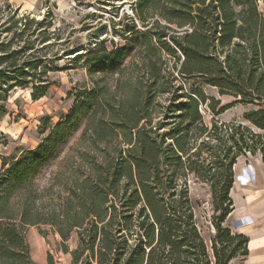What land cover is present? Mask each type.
Wrapping results in <instances>:
<instances>
[{
	"label": "trees",
	"instance_id": "obj_1",
	"mask_svg": "<svg viewBox=\"0 0 264 264\" xmlns=\"http://www.w3.org/2000/svg\"><path fill=\"white\" fill-rule=\"evenodd\" d=\"M132 9L114 24L121 42L88 45L50 11L0 16V121L19 88L38 100L58 85L56 72L123 74L129 58L140 60L114 88L100 80L76 88L73 108L46 124L36 147L0 154V264H37L31 226L60 236L68 264H240L249 255V236L225 222L237 159L261 153L264 162V14L257 0H133ZM236 105L249 107L245 123L216 119ZM81 128L59 169L35 184ZM198 184L211 193L208 237ZM47 264H58L51 252Z\"/></svg>",
	"mask_w": 264,
	"mask_h": 264
},
{
	"label": "rangeland",
	"instance_id": "obj_2",
	"mask_svg": "<svg viewBox=\"0 0 264 264\" xmlns=\"http://www.w3.org/2000/svg\"><path fill=\"white\" fill-rule=\"evenodd\" d=\"M257 2L264 14V0H257ZM132 3L133 0H0V16L11 9L18 10L20 13H31L38 18L50 11L55 14L57 24L63 33L71 32L74 40L80 44L88 45L89 42L95 44L99 39L106 37L121 42L122 39L114 33L118 28L114 24L120 17L122 19L127 16L134 17ZM95 32H97V38L94 36ZM136 62H140L137 54L127 60L125 65L128 71L123 74L104 75L97 72L89 75L85 68L56 72L53 76L58 85L52 87L49 95L38 100L32 99L29 89L19 88L13 91L9 99L12 114L0 121V154L11 156L18 153L21 148L36 147L47 135L48 131H42L46 124L48 126L58 124L62 117L73 108L76 88L90 87L96 80L114 88L118 80L122 82L121 80L130 72L132 76L137 74L138 67L134 65V63L137 64ZM176 84L184 86V81L178 79ZM207 91L221 98L224 104L233 100L228 96L220 97L213 88H207ZM160 101L165 103L166 95L162 96ZM248 109V106L236 105L215 117L223 122L237 119L245 123L242 113ZM213 117L212 113H205L208 124H211ZM82 130L83 128L60 147L58 156L34 177L35 184H45L52 173L59 169L71 147L80 138ZM234 174L231 190L234 210L228 216L225 225L235 232L245 233L253 242L249 255L240 264H264V238L261 240V235L264 237V162L261 153L255 156L249 154L240 156L234 166ZM255 176L259 177L257 184ZM193 190L195 198L200 200L198 218L205 227V235L208 237L212 232L209 225L213 212L210 189L206 184H198ZM46 229L49 230V228ZM256 237L258 239H255ZM26 238L30 245L31 256L37 264H47L49 252L55 255L58 264H68L69 255L57 251L61 240L58 234L50 232L45 237L37 227L31 226L26 231ZM68 244L71 249L77 246L76 235L69 240Z\"/></svg>",
	"mask_w": 264,
	"mask_h": 264
},
{
	"label": "crops",
	"instance_id": "obj_3",
	"mask_svg": "<svg viewBox=\"0 0 264 264\" xmlns=\"http://www.w3.org/2000/svg\"><path fill=\"white\" fill-rule=\"evenodd\" d=\"M223 104H224V103H223ZM232 108H233V107H232ZM232 108H230V109H232ZM230 109H228V110H230ZM228 110H227V111H228ZM227 111H226V112H227ZM244 111H245V110H244ZM244 111H243V113H244ZM243 113H242V114H243ZM258 179H259V177H258V176H255V183H256V184H257L258 181H259ZM255 210H256V209H255ZM244 234H245V233H244ZM247 236H248V235H247ZM263 238H264V237H262V235H261V240H263ZM255 239H258V238L256 237ZM263 243H264V242H263ZM251 247H253V242H252V240H250V242H249V249H251Z\"/></svg>",
	"mask_w": 264,
	"mask_h": 264
}]
</instances>
